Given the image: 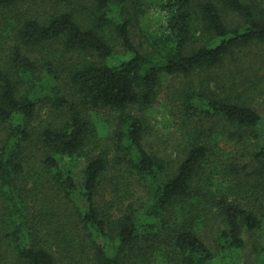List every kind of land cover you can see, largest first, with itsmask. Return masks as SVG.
I'll return each mask as SVG.
<instances>
[{
    "label": "trees",
    "instance_id": "obj_1",
    "mask_svg": "<svg viewBox=\"0 0 264 264\" xmlns=\"http://www.w3.org/2000/svg\"><path fill=\"white\" fill-rule=\"evenodd\" d=\"M0 264H264V0H0Z\"/></svg>",
    "mask_w": 264,
    "mask_h": 264
},
{
    "label": "rangeland",
    "instance_id": "obj_2",
    "mask_svg": "<svg viewBox=\"0 0 264 264\" xmlns=\"http://www.w3.org/2000/svg\"><path fill=\"white\" fill-rule=\"evenodd\" d=\"M83 9V8H82ZM152 10V11H151ZM156 16V13L153 11V9H150V12L148 13V17L149 18H152V17H155ZM150 21V20H149ZM164 95L163 93L160 95V100H164ZM46 111L47 109H44L41 114L43 117H47V114H46ZM155 116H156V122L158 123V125H156L154 127L155 129V132H156V139L157 140H150L151 142H153V144L155 145V147L157 148H161V150L165 149L169 154H174V147L176 146L177 144V136L175 134H169V135H164V117L161 113L157 112L155 113ZM153 124H155V122H153ZM162 141V142H160ZM252 242L253 240L250 239L249 241V245L247 247V252H246V255L249 253V251H251L252 249Z\"/></svg>",
    "mask_w": 264,
    "mask_h": 264
}]
</instances>
